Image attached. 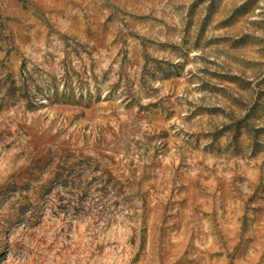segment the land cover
<instances>
[{"label": "rangeland", "instance_id": "374dc122", "mask_svg": "<svg viewBox=\"0 0 264 264\" xmlns=\"http://www.w3.org/2000/svg\"><path fill=\"white\" fill-rule=\"evenodd\" d=\"M0 264H264V0H0Z\"/></svg>", "mask_w": 264, "mask_h": 264}]
</instances>
